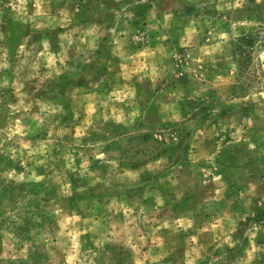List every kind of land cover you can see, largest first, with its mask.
<instances>
[{
	"label": "rangeland",
	"instance_id": "obj_1",
	"mask_svg": "<svg viewBox=\"0 0 264 264\" xmlns=\"http://www.w3.org/2000/svg\"><path fill=\"white\" fill-rule=\"evenodd\" d=\"M0 264H264V0H0Z\"/></svg>",
	"mask_w": 264,
	"mask_h": 264
},
{
	"label": "trees",
	"instance_id": "obj_2",
	"mask_svg": "<svg viewBox=\"0 0 264 264\" xmlns=\"http://www.w3.org/2000/svg\"><path fill=\"white\" fill-rule=\"evenodd\" d=\"M252 43V39L250 38V36H241L237 39V43H236V50H235V54L238 53V51L240 53H243V47H246L245 45L247 44H251Z\"/></svg>",
	"mask_w": 264,
	"mask_h": 264
}]
</instances>
